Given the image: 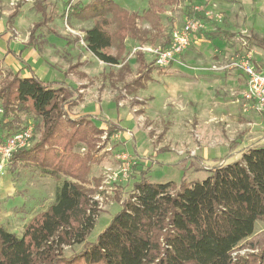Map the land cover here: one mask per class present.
<instances>
[{
  "label": "rangeland",
  "instance_id": "rangeland-1",
  "mask_svg": "<svg viewBox=\"0 0 264 264\" xmlns=\"http://www.w3.org/2000/svg\"><path fill=\"white\" fill-rule=\"evenodd\" d=\"M38 1L0 0V84L6 77L32 73L65 83L72 94L67 115L73 119L88 115L103 130L85 184L97 207L95 226L86 241L97 240L142 175L152 183L202 182L211 175L206 167L219 165L240 133L234 156L226 163L240 160L242 150L260 145L264 115L245 106L241 72L230 59L235 53L252 52L264 69V0H180L159 12L156 5V16L140 21V27L155 33L157 26L167 32L180 28L196 11L203 13L199 19L204 22L182 57L162 69L148 55L143 64L133 54L138 44L131 39L120 65H107L95 57L83 40L93 22L68 16L71 5L91 0H45L49 18L36 27L42 20L35 7ZM115 1L140 14L153 2ZM124 63L130 70L122 69ZM137 79L142 80L136 83ZM22 120L31 122L25 115ZM111 123L122 130L110 134ZM39 138L36 133L34 143ZM76 152L85 155L88 148L80 144ZM122 155L130 157L129 177L114 182L108 175L123 164ZM192 156L202 157L204 163ZM57 185L32 164L0 175V227L21 236L29 220L54 202ZM83 245L66 246L63 253L72 256ZM262 251L264 222L258 221L254 234L233 256L248 259Z\"/></svg>",
  "mask_w": 264,
  "mask_h": 264
},
{
  "label": "trees",
  "instance_id": "trees-1",
  "mask_svg": "<svg viewBox=\"0 0 264 264\" xmlns=\"http://www.w3.org/2000/svg\"><path fill=\"white\" fill-rule=\"evenodd\" d=\"M44 1L35 4L42 14L36 27L49 18ZM179 1L153 0L140 14L115 0H91L71 5L68 16L93 22L83 37L87 49L116 66L124 62L127 40L169 46L172 29L164 32L156 26L154 33L139 22L156 16V5L159 12ZM195 16L201 18L203 13L196 11ZM136 54L144 64L145 54ZM122 69L130 70L126 63ZM70 98L65 83L46 81L35 73L15 74L0 84L2 129L12 135L26 128L30 122L25 123L22 115L34 125L32 144L11 154L9 173L32 164L58 183L54 202L29 220L21 236L0 227V264H264V251L248 259L233 256L254 234L256 223L264 222V145L242 150L240 160L226 163L243 133L231 142L219 165L206 167L211 175L202 182L152 183L142 175L97 240L86 241L95 226L97 207L85 184L103 130L88 115L70 118L66 113ZM109 127L110 134L122 130L114 123ZM36 133L40 138L34 143ZM80 144L88 148L85 155L76 152ZM192 157L204 163L202 157ZM82 243L80 252L64 255V247Z\"/></svg>",
  "mask_w": 264,
  "mask_h": 264
},
{
  "label": "built area",
  "instance_id": "built-area-1",
  "mask_svg": "<svg viewBox=\"0 0 264 264\" xmlns=\"http://www.w3.org/2000/svg\"><path fill=\"white\" fill-rule=\"evenodd\" d=\"M204 27L203 20L194 16L172 32L171 41L168 47L163 48L152 44L137 45L133 54L142 51L145 55L151 56L155 65L169 67L179 60L190 46L192 35ZM232 67L240 71L245 77V84L240 92L245 106L258 112H264V69L258 65L252 52L235 53L230 59ZM4 108L0 102V175L7 172L10 165V156L18 149L32 144L34 136V125L30 122L26 128L19 129L9 135L2 129V118ZM123 164L108 175L110 180L117 182L126 180L129 177L130 157L122 155Z\"/></svg>",
  "mask_w": 264,
  "mask_h": 264
},
{
  "label": "crops",
  "instance_id": "crops-1",
  "mask_svg": "<svg viewBox=\"0 0 264 264\" xmlns=\"http://www.w3.org/2000/svg\"><path fill=\"white\" fill-rule=\"evenodd\" d=\"M36 75H38V74H36ZM27 76H29V75H27ZM38 76H39V75H38ZM23 77H26V76H23ZM39 77H40V76H39ZM241 78H242V80H243V86H244V84H245V77H244V75H243L242 73H241ZM258 113L264 115V112H262V113H261V112H258ZM240 134H241V133H240ZM240 134H239V135H240ZM237 136H238V135H237ZM236 138H237V137H236ZM234 140H235V139H234ZM232 141H233V140H232ZM232 141H231V142H232ZM242 144H243V143H242ZM259 144H260V145H264V137H263L262 139L259 140ZM228 152H229V151H228ZM241 155H242V154H241Z\"/></svg>",
  "mask_w": 264,
  "mask_h": 264
}]
</instances>
